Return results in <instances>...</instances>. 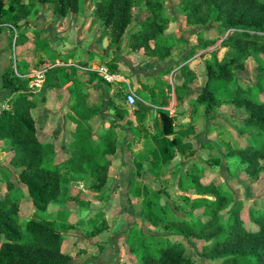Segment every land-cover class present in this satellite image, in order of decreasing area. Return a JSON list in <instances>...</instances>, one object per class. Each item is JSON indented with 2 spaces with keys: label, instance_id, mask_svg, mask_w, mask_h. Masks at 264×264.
<instances>
[{
  "label": "trees",
  "instance_id": "trees-1",
  "mask_svg": "<svg viewBox=\"0 0 264 264\" xmlns=\"http://www.w3.org/2000/svg\"><path fill=\"white\" fill-rule=\"evenodd\" d=\"M85 1L0 0V25L8 23L15 28V44H30L36 39L50 61L49 65H44L43 61L36 65L28 57H14L2 75L4 88L12 93L8 106L0 111V143H6L2 151L9 154L8 163L18 169V180L25 186L39 216L22 221L20 200L11 194L13 184L10 182L7 195L0 198V238L5 239L0 244V264H70L72 256L63 248L67 240L65 232L74 227L70 212L58 209L55 216L49 212L51 204L69 192L63 169L67 167L86 180L94 191L105 189L110 181L112 156L120 148V122L126 120L129 128L133 125L128 119L131 110L126 102L122 97L120 100L112 98L110 109L114 117L109 127L95 138L90 122L100 114V107L90 104L93 93L89 85L106 79L97 70H88V78L82 79L79 75L82 64L74 61L77 50L58 53L49 40L41 38V32L29 20L39 4H50L55 14L66 17L79 14ZM92 1L93 16L108 35L111 46H119L127 35V45L132 50L142 49L146 56L159 60L172 56L177 40L167 34L173 18L166 14L165 0ZM6 8L12 13L9 19L4 18ZM136 8L142 10V16L129 30ZM178 10L185 15L188 25L215 26L196 33V41L181 66L184 81L174 86L177 100H183L190 90L189 82L196 78L187 60L211 53L204 64L206 81L192 103L198 105L205 118L217 114L225 104L244 109L245 127L264 132V81L261 76L264 70V0H181ZM213 46L216 47L209 50ZM222 48L227 51L220 59ZM200 51L203 52L198 54ZM251 57L258 63L260 75L255 84L243 86L237 82L238 73L245 70ZM36 66L44 72L42 95L32 86L31 74ZM66 85L70 93L68 114L74 129L69 142L61 145L66 158L57 161L55 144L43 142L38 135L33 110L47 103L48 89ZM169 89L173 91V86L165 80L155 81L151 88L142 85L133 110L140 121L158 112L154 136L164 143L162 151L167 162L192 151V136L196 134L194 125H178L177 117L165 108L172 98L171 94H166ZM139 131L132 129L135 139ZM260 138L259 142L226 145L227 155L237 157L252 180L264 171V135ZM148 151L150 149L137 153L141 161ZM204 172L205 167L194 160L187 173L178 178L180 189L197 195L190 201L177 197L170 206L156 189L143 195L140 215L146 225L135 221L126 239L129 252L140 264H195L187 255L184 238L201 241V254L207 259H220L221 264H264V209L258 208L250 214L251 226L248 227L243 218L244 202L235 203L231 193L215 182L205 184L202 181ZM104 197V192L94 195L97 200ZM173 209L202 212L196 218L175 217ZM91 223L92 234L108 227L106 219L100 224L96 220Z\"/></svg>",
  "mask_w": 264,
  "mask_h": 264
},
{
  "label": "rangeland",
  "instance_id": "rangeland-1",
  "mask_svg": "<svg viewBox=\"0 0 264 264\" xmlns=\"http://www.w3.org/2000/svg\"><path fill=\"white\" fill-rule=\"evenodd\" d=\"M177 1L178 0H165L166 11L168 12L169 8L174 7ZM93 8V1L86 0L83 10L79 13L81 20L78 24V28L75 29L73 33L70 30L64 32H59L57 30L56 21L54 20L55 13L52 5L40 6L36 10V13L30 17L32 24L39 29L41 34L48 37V40L55 51L63 53V51L77 50L75 60L82 64L80 65L81 67L79 71V75L82 79L88 78L87 71L94 70V68H96L94 66L95 64L97 67H101L104 66L106 62L108 64L110 63L104 56L106 55L108 47L104 49V52L96 53L93 50L94 38L92 34L95 31V23L97 22L93 17ZM5 11L7 15L9 10L6 8ZM38 16L42 17L43 20H37ZM141 16L142 10L136 8L134 10V22L129 30L134 27ZM174 21L175 19L171 21V24ZM86 25H88V28L85 31ZM208 26L212 25L210 24ZM30 37L34 38L33 34H30ZM14 39H16V33H14ZM110 47L115 48L114 46ZM22 50L23 53L29 54L27 57L31 60V63L37 65L43 61L44 65H49L50 61L48 60L47 54L46 52L41 51L36 39L32 41L30 48L26 46ZM222 50L223 52L219 54L221 59L227 51L225 48H222ZM118 53L119 54L117 55L113 51L115 58H117L116 63L117 65L121 64L124 66L123 74L130 78V83L124 79H119L114 82H108L107 80L101 82L96 80L89 85V88L93 93L89 102L92 105H98L100 107V114L94 117L90 122L96 139L102 132V127L107 123H110L111 117H114V111L110 109L112 98L120 100L122 97L126 102V96L130 91L135 92L138 97L140 96V93L138 92L139 81L136 74L132 73V70L125 69L139 68L141 71H147L148 76L140 79H145L146 83L150 82L152 85L155 81L164 80L163 76L167 75V82L173 86L176 84V80L171 78V74L176 72L177 69L184 64V60L174 63L168 68L170 72L165 73V70H161L158 67L159 64H157V62L147 60L148 56L144 54L142 49L132 50L129 47L122 46L118 49ZM262 56L264 58V55ZM34 71H41V69H38L36 66L32 73ZM115 71L121 70L117 69ZM109 73L113 74L114 71L110 68ZM259 75L258 63L251 57L246 62L245 70L238 73L237 82L243 86L253 85L257 82ZM261 76L264 81V70L262 71ZM202 84V82L198 84L201 89L203 88ZM196 89H198V86ZM201 89L195 90L191 95H197L198 91H201ZM166 92L173 97L174 89L173 91L171 89L166 90ZM59 93L62 97L68 92H66L65 89H61L59 90ZM262 97L264 99V93L262 94ZM64 101L66 102V100ZM179 107L184 109V111L180 112L178 115L186 113L185 103H180ZM58 109V115L63 113V116L60 117L55 115L52 117L54 119L51 124L56 128L57 135L61 136L63 132H70V127L74 129V125L69 118V105H65L63 108L59 106ZM129 109L131 110L130 115H132L134 107H129ZM202 113L203 112L200 110L198 112L196 111V113L194 111L187 124H184L180 119H177L178 125L192 124L195 126L196 131H198L199 135L193 136L194 149L186 155H177L168 162L165 159H158V161L153 160L152 162L146 161V163L142 165L138 164L137 161H135L136 164L133 162L134 164L130 165L132 172V190L128 193L122 188L118 189L120 185L117 184L118 181L114 178V175H117L118 173L119 165L113 166V176L110 175V181L107 187L101 191L92 190L88 186V182L83 178L79 176H77V178L73 177L69 168L66 167L63 169L69 192L58 199L56 205L51 206L49 212L52 216L56 215L58 209H66L67 212H70V220L74 223V227L65 232L67 240L63 246L64 251L72 256L70 264H91L89 262L96 264L104 253L101 247L103 244H106V240H109L111 237H113L115 242V248L119 250V256L112 262L107 261V264H140L126 248L127 246L125 247L121 234L124 233L126 228H128L129 220L133 222L135 219V221H138L140 224L144 226L146 225L143 217L140 215L141 199L145 193L150 192L152 189L158 190L162 194L163 199L170 206H172V201L177 197H186L190 201L197 196L195 193L180 189L177 184L179 176L187 173L189 164L194 160L198 161L203 167H205L204 177L202 179L205 184L215 182L223 190L231 193L235 203L236 201L244 202L245 208L243 211V218L246 221V225L248 227L251 226L249 221L250 214L258 208L264 209V171L257 179H249L243 169V164L238 161L237 157L227 155L226 145L228 143L244 145L247 142H259L261 139L260 136L264 135V132L254 127H245L243 124V113H246V111L244 109H235L225 104L221 106L217 114L210 118H205ZM36 116L41 123L40 120H42V113L37 112ZM214 116H217V118L214 119ZM216 125L218 127H216ZM150 127L152 128V126ZM246 130L251 132L249 133ZM41 134H45L42 129ZM211 134L213 135L212 143L207 142L204 138V136H207V139H211ZM41 139L47 140L48 143L55 144L56 151L58 152L55 155L57 161H62L66 158L67 155L61 151V145H58V136L55 134L52 136L47 135L44 137L42 136ZM197 141H204V143H198ZM5 145V142L0 143V198H4L7 195L8 184L11 182L13 184L11 194L17 196L20 200L22 221L25 222V220L30 218H38L39 213L33 206L32 200L28 196L25 186L18 180V169L8 163L7 159L9 154L2 151V147ZM138 169L141 170L138 171ZM137 190L138 193H136ZM102 192L105 193L104 199L97 200L94 198L95 194ZM108 211H110V217L112 218L113 224L116 223V219L126 217L123 225L117 230L120 235L117 234L114 236L113 234L115 232L110 233L111 229H109L110 226L108 224L107 230L109 231L101 237L94 238L95 235L92 234L93 227L91 221L96 220L100 224L106 219L105 216ZM201 212V210L185 211L173 209V215L175 217L196 218ZM22 225L24 226V223ZM159 232L161 233L163 231ZM169 235L172 236V234ZM3 241H5V239L2 236L0 238V244ZM183 242L187 247V255L193 258L195 264H221L220 259H207L201 254V241L193 238H184ZM129 254L132 258L128 257Z\"/></svg>",
  "mask_w": 264,
  "mask_h": 264
},
{
  "label": "crops",
  "instance_id": "crops-1",
  "mask_svg": "<svg viewBox=\"0 0 264 264\" xmlns=\"http://www.w3.org/2000/svg\"><path fill=\"white\" fill-rule=\"evenodd\" d=\"M180 1L181 0H178L177 3L174 5V7L169 8L168 12L165 9L166 14L170 15L173 18V20L175 19V21L172 22L170 28L167 31V34L173 35L174 38L177 40V43L172 48V56H170L169 58H167L165 60H159L157 58L147 57V60H150L151 62H157V64H159L158 67L161 70H165V71L168 70V68H170V66H172L174 63L180 62L181 60H184L187 57L192 45L196 41V33L197 32H199L201 30H205L209 27L215 26L214 24H211L212 26L188 25L186 22L185 15L178 10V6H179ZM42 5L51 6L50 4H39L37 6L36 10ZM93 11H94V8H93ZM11 16H12V13L10 11L7 15H6V11H5V14H4L5 19H9ZM37 20H43V18L38 16ZM54 20L56 21L57 30L59 32H64V31L70 30L73 33V31H75V29L78 28V24L81 20V17L79 16V14H69L66 17L55 14ZM30 22L32 23L31 20H30ZM34 28H36V27L34 26ZM87 28H88V25H86L85 31L87 30ZM94 30L95 31L92 34V36L94 38L93 50L96 53L104 52V49L106 47H108L106 50V55H104L103 53L102 54L107 58V61L110 62L109 64L106 62V64L104 66H101V67H99V66L97 67V65L95 64L94 66L96 68H94V70H97L100 68H105L107 71H109V69L111 68L114 71L113 74L119 75L120 79H124L130 83V81H131L130 78L126 77V75L123 74V67L124 66L121 64H118L119 66L117 65V63H116L117 58H115V55L113 54V51H114L118 55L119 54L118 49H120V47H122V46L128 47L127 35H125V37L122 40V43L119 46H114L115 48H113V47H110L111 45L109 44L108 35L106 33H104L100 22L97 21L95 23V29ZM14 32H15V28H13L8 23H3L0 25V111L3 108H6L8 106V101L12 96L11 91L5 89L3 84H2V75L6 71V69L11 65L12 61L14 60V57H27V56H29V54L23 53L22 49H24L26 46L29 48L31 47V43L21 45V46L16 45L15 39H14ZM41 38L48 40V37L43 36V34H41ZM216 46L210 47L209 50H213ZM70 51H73V50H70ZM70 51H63V54L68 53ZM202 52L203 51H200V52H198V54H200ZM221 52H223L222 49L219 51V54ZM210 57H211V53H207L203 57H197V55H196V56L190 58L189 60H187V62L190 64V68L196 73V78L194 80H192L191 82H189L190 90H188L186 92V95L184 96L183 100H177L176 94L174 92V95L172 97L173 99L171 98L172 101H169L167 104H165L166 105L165 108L170 111V114L176 116L177 119H180L182 122H184V124H187V122L190 121V117L194 113V111H195V113H196V111L197 112L199 111L198 105L193 104L192 100L197 98V95L200 91H198L197 95H195V96L191 95V93L194 92L195 90L201 89L198 85L201 82L203 83L202 84V87H203V85L206 81V72H205L204 62L206 59H209ZM74 61H76V60H74ZM117 69H119L121 71H115ZM179 69H181V67L178 68L176 72H173L171 74V78H174V80H176V84L182 83L184 81L183 72H182V70H179ZM125 70H132L131 72L136 74L138 81H139V83H138L139 88L142 85H145V87H148V88L153 87L154 83L152 85L150 82L146 83L145 79H140V78H144V77L148 76L147 71H145V70L141 71L139 68L125 69ZM163 79L166 80V82H167V75L163 76ZM176 84L173 85V89H174V86ZM197 86H198V89H196ZM67 87L68 86L66 85V86L59 88V89H56V88L55 89H48L46 91L47 103L44 106L33 110V114L37 120L38 134H39L40 138H42V136L43 137L47 136V135L52 136L55 134L59 138L58 145L67 144L71 138V132L73 130L70 127V132H63L62 135L59 136L56 133V128L54 127V125L51 124L52 120L54 119L52 117H54L55 115L60 116V117L63 116V113L62 114L60 113V115H58L59 114L58 107L60 106L63 108L65 105H69L68 100L70 97V93H69V90ZM61 89H65L66 92H68V93H65L64 96L61 97L60 93H59V90H61ZM42 93H43V88L38 91L39 95H42ZM166 94H168V93L166 92ZM64 100H66V102ZM146 103H148V102H146ZM180 103L186 104V107H185L186 113H183V115H178V114H180V112L184 111V109L179 107ZM222 111H223V109H222ZM37 112L42 113V120L43 121L40 120L41 123L37 119V116H36ZM243 114H244L243 116L246 115V113H243ZM158 116H159L158 112L155 111L152 114H150L146 120L140 121L136 115L132 114L128 117V119L131 120L132 122H134L135 126L132 125L131 128H129L126 125V120L120 122V126H119V133H120V137H121L120 148H119L117 154L112 156L113 165H112V168L110 171V175H112L113 166L119 165L118 173H117V175H114L115 180L118 181L117 184L120 185V187L118 189L122 188L127 193L130 192V190H132V183H131L132 172H131V166L130 165L134 164V163L136 164L135 161H137L138 164L142 165V164L146 163V161L152 162L153 160H157V159H165V155L162 151L164 143L160 139L155 138V136H154V134H155V119H157ZM213 118L215 119V118H217V116H214ZM111 119H113V117H111ZM116 119H117V117H116ZM177 121H176V123H177ZM109 125H110V123H107L104 127H102L101 130L103 131L104 129L108 128ZM150 126H152V128ZM216 127H218V126L216 125ZM134 128H138L140 130L139 135H138V137H136V139L134 138V135L132 132V129H134ZM41 129L44 131L45 134H43V135L41 134ZM205 132H208V131H205ZM63 135H64V137H63ZM194 135L198 136L199 135L198 131H196V134H194ZM206 137L207 136H204V138L207 142H211V143L213 142L212 141V138H213L212 134L210 135L211 139H207ZM63 139H64V142H63ZM43 142L48 143L47 140H43ZM197 142L198 143H204V141H197ZM145 149H150V151L144 152L145 153V160L141 161L140 160V154L138 155L137 153H139L140 151L145 150ZM138 168H141V167H138ZM72 176L77 178V175H75L73 173H72ZM68 190H69V188H68ZM142 192H143V190H142ZM136 193H138V190ZM55 205H56V201L51 204V206H55ZM105 218H106V220L110 226V228H109V229H111L110 233L115 232L113 234L114 236H116L117 234L120 235V233H118L117 230H119V228L123 225V222L125 221L126 217L125 218L120 217L119 219H116V223L113 224L112 218L110 217V211H108V213H106ZM128 220H129V218H128ZM134 222H135V219L133 222L131 220H129L128 228ZM128 228H126L124 233L121 234V236L123 237L125 247L127 246L126 245V239H127V234H128ZM107 229L108 228L104 229L103 231H101L98 234H94L95 235L94 238H98V237L105 235V233L107 231H109ZM106 241H107V243L103 244V246L101 247V249L104 252L103 256L101 257V259H99V261L96 264H107V261L112 262L116 257L119 256L118 255L119 250H117V248H115V245H114L115 242L113 240V237L109 238V240H106ZM126 248L128 249V247H126ZM128 257L132 258V256L130 254L128 255ZM89 263L93 264L92 262H89Z\"/></svg>",
  "mask_w": 264,
  "mask_h": 264
},
{
  "label": "built area",
  "instance_id": "built-area-1",
  "mask_svg": "<svg viewBox=\"0 0 264 264\" xmlns=\"http://www.w3.org/2000/svg\"><path fill=\"white\" fill-rule=\"evenodd\" d=\"M101 75H103V77L108 81V82H114L116 80H119L120 77L117 74H112L109 73V71H107L105 68H100L97 69ZM31 76L33 77V83L32 86L36 91H39L43 88V83H44V72L41 71H34ZM139 99V97L137 96V94L133 91H130L127 96H126V102L128 104L129 107H135V105L137 104V100Z\"/></svg>",
  "mask_w": 264,
  "mask_h": 264
}]
</instances>
